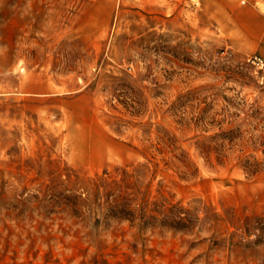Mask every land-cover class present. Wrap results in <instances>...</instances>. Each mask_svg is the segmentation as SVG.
I'll use <instances>...</instances> for the list:
<instances>
[{
  "label": "rangeland",
  "instance_id": "374dc122",
  "mask_svg": "<svg viewBox=\"0 0 264 264\" xmlns=\"http://www.w3.org/2000/svg\"><path fill=\"white\" fill-rule=\"evenodd\" d=\"M262 39L264 0H0V264H264Z\"/></svg>",
  "mask_w": 264,
  "mask_h": 264
},
{
  "label": "crops",
  "instance_id": "0c3cea01",
  "mask_svg": "<svg viewBox=\"0 0 264 264\" xmlns=\"http://www.w3.org/2000/svg\"><path fill=\"white\" fill-rule=\"evenodd\" d=\"M257 51H258V55L261 57V58L260 57L259 58L261 59V61H263L264 60V39H262L259 42Z\"/></svg>",
  "mask_w": 264,
  "mask_h": 264
},
{
  "label": "built area",
  "instance_id": "2783aa9c",
  "mask_svg": "<svg viewBox=\"0 0 264 264\" xmlns=\"http://www.w3.org/2000/svg\"><path fill=\"white\" fill-rule=\"evenodd\" d=\"M249 61L251 64L255 65L256 67H260L261 65V60L256 56H252Z\"/></svg>",
  "mask_w": 264,
  "mask_h": 264
}]
</instances>
